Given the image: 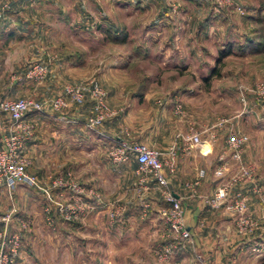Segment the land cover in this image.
<instances>
[{"label": "crops", "instance_id": "1", "mask_svg": "<svg viewBox=\"0 0 264 264\" xmlns=\"http://www.w3.org/2000/svg\"><path fill=\"white\" fill-rule=\"evenodd\" d=\"M199 2L203 10L208 7L209 14L197 22V27L193 30L195 21H190L189 17L180 14L186 11V2L183 5L176 0L180 15L172 18L167 16L166 8H175L176 4L169 3V0H159L154 9L161 11L162 17L154 22L157 26L150 28L151 32H141L140 38L138 37V40H141L139 45L144 48L147 41H150L149 45L155 46L156 50L155 53L152 51L151 55L165 58H162L166 61L162 63L164 66H167L170 57H174L176 65L164 68L169 71L177 70V64L180 65L179 62L186 56H200L201 63L207 65L204 52L213 57L223 46H230V54L221 59L216 69L217 74L212 77L216 79L219 103L237 108L229 112L230 115L226 118L215 117L213 122L207 123V129L195 130L199 132L200 139L203 133L209 136L214 132L213 141L205 146L200 143L190 147L181 139L187 130H179L180 121L174 122L173 119L171 105L174 104V96L161 95L162 92L154 88L138 98L132 96L128 102L123 98V112L112 116L95 131H88L80 126L90 112L91 104L87 98L77 104L78 107L75 106L79 116V124L76 126H65L49 111L28 113L24 121L32 123L34 131L23 151L31 172L40 178L43 184L47 183L48 177L54 178L69 173L74 183L84 190L85 195L82 198L84 203L81 205L80 220L63 221L56 205L49 203L42 193L32 195L31 188L29 195H15L16 188L12 190L13 195H10L4 188H0V231L13 233L16 229L22 233L19 254L14 264H51L50 261L47 262L46 256L42 255V246H52L56 252L52 264H154L152 251L162 242L175 245V264L184 261L186 264H195L193 257L201 264H262L259 260L264 262V252L259 260L247 257L244 238L235 232V216L233 218L231 213L222 210L223 206L211 208L205 204L219 185L231 183L230 195L237 191L246 195L247 211L253 218L264 215V114L248 91L251 84L264 79V51L237 54L236 48L241 46L245 39H250L252 32L244 31V27L235 17L231 19L223 13H213L211 7L206 5V0H196V3ZM18 3V0L7 2L10 7ZM135 5L141 13L142 0H136ZM183 7L185 10L181 9ZM92 18H86V23L92 21ZM103 24H106L104 19ZM246 24L251 26L250 23ZM207 46H212L213 52L209 51ZM42 53L43 50L37 51L38 55ZM69 64H52L49 71L55 70L56 67L80 68ZM181 64V69L189 71L188 65ZM209 70H213L211 66ZM50 78L51 76L49 82ZM22 79V82H18L24 92L30 88L32 82L25 76ZM17 80L20 79L11 76L8 82L11 85L18 83ZM153 85L151 83L150 88ZM184 117L186 116L183 113L179 120L182 121ZM211 120L207 118V121ZM220 120H224L220 128L216 127L220 131L230 121L228 124L236 130L234 134L247 136L241 158L245 164L253 167L250 179H240L236 167H229L230 161L232 162L229 152L224 145L217 143L219 130L212 131ZM7 125V117L0 114V137ZM226 132L224 129V138ZM117 139L142 143L162 152L173 148L175 156H180L178 159L185 158L184 164L180 165L184 180L179 177L174 181L170 179L168 185L170 184L174 197L180 200L183 221L191 235L190 242H175L170 238L172 231L169 226L165 228L164 225L168 204L160 196L155 198L161 194L155 191L158 187L152 177L142 176L132 159L119 164L108 159V151ZM80 145L91 155L85 161L78 160L77 149ZM197 148H204L207 154L205 158L208 160L197 161L199 167L193 170L186 162L192 164V150ZM80 167L85 168V171L81 173ZM220 167L224 169L222 174L214 175V171ZM199 170H202L204 175L198 184L194 185ZM89 191L96 195L109 196L99 203L98 199L88 194ZM50 197L55 203L76 206L82 196L69 189H54L50 191ZM111 199L119 202V210L111 211ZM67 202L69 204L66 205ZM158 202L166 208L155 207ZM113 215L117 218L111 221ZM46 217L51 224L53 222L52 226L46 222ZM48 232L53 234H47Z\"/></svg>", "mask_w": 264, "mask_h": 264}, {"label": "rangeland", "instance_id": "2", "mask_svg": "<svg viewBox=\"0 0 264 264\" xmlns=\"http://www.w3.org/2000/svg\"><path fill=\"white\" fill-rule=\"evenodd\" d=\"M18 2L19 3L14 7H10L7 4L6 8L0 9V99L31 98L37 101H44L60 95L65 85L83 83L92 78L98 82L105 92L107 104L114 112L112 116H115L123 112V110H121L123 109L122 107H125V102L122 103L123 98L124 101L128 102L132 96L138 98L147 90L154 88L161 91V95L167 96L171 94L174 96L175 101L174 104L171 105L173 119L174 122L180 121L179 130L182 131H188L190 127L197 131H202L204 128L207 129L209 126L207 123L213 122L215 117L226 118L230 115L229 112L237 108L233 105H222L219 103L218 98L220 96L215 86L216 79L212 77V70H209L210 66L212 69H218V65L221 63V61L219 64L216 62L218 51L213 57L209 54H205V52L203 53L204 59L208 63L207 65L201 63L200 59L202 57L200 56H186L183 58V61L179 62L180 65L177 64V70L169 71V69L164 68L176 65L177 62L174 57H170L167 66H164L162 63L166 62L164 61L165 58H160L158 56L153 57L151 55V52L154 51L155 53L156 50L155 46L149 45L150 41H147L144 48L139 45L141 40L139 41L138 39L140 38L141 32H151L150 28L157 26L154 22L159 21L162 17L161 11L158 12L157 8L154 9V6L157 5L159 0H142L143 8L141 9V13H139L138 9L135 7L136 0H23L22 4V0H18ZM172 2L176 4V9L173 6H170L168 9L167 6V16L169 15L173 18L181 14L187 18L189 17L191 19L190 21H195L193 30L196 29L197 22L204 19L205 15L209 14L208 7L203 10L201 8V3H196V0H194V2L193 0H179L183 5H185L184 3L186 2L184 6L186 7V11H184V13H180L179 5L176 3V0H169V3ZM206 3V5L211 7L213 13L220 12L231 17V19H234V17L237 18L241 26L244 27V31L250 33L253 29L258 27V25L253 22L252 18L260 19L263 15L262 11L264 10V0H230V5L221 7L215 5V0H206ZM195 4H198V6ZM184 7L181 9L183 10ZM237 7L241 9V13L236 11ZM2 17H5V19ZM90 17H93V20L86 23L85 19ZM103 19L104 22H106L105 25L103 24ZM246 23H250L251 26H247ZM123 31L126 33V38L124 42H121ZM25 34L27 36H25ZM207 47L209 51L213 50L212 46ZM39 49L41 50L39 51ZM42 50L44 53L38 55L37 51L41 52ZM144 53L146 54L145 56ZM162 58L164 60H162ZM67 63H70L69 65L73 67L80 68L60 69L56 67L55 70L49 71L52 64ZM181 63H185L186 66L188 65L189 71L181 69V67H179L183 65ZM34 64H41L46 68V77L40 83L29 79V81L32 82L30 88L22 92L18 81L22 82V77L29 67ZM11 76L18 77L20 79L17 80L18 83L10 85L8 81ZM49 76H51V82L48 80ZM262 81H264V79L254 82L248 87L249 94H251L254 99L255 96L251 92V89L255 84ZM48 83L50 84L48 85ZM151 83L154 85L150 88ZM46 89H48V91ZM85 98L88 99L87 96ZM76 105L77 104L70 105L69 108L65 110V113L77 119V122H79V118H77L79 116H77L78 113H76V107L78 106ZM177 106H179L180 113L175 111ZM90 113L91 107L90 112L85 116L83 121L90 116ZM183 113L186 117L181 121L179 117H181ZM207 118H211L212 120L207 121ZM229 122H227L226 127L222 128V131L217 129L218 127L212 129V131L215 129H217V131L219 130L217 143L224 145V140L226 138H224L222 134L224 129H226L227 135L234 134L236 131H234L233 126L230 127V124H228ZM64 124L65 126H76L79 123L74 125ZM80 126H82V123ZM6 127L4 131L1 132L2 136L6 134ZM220 127L221 126H219V128ZM206 134L207 133H203L201 135V145L203 146L210 142L209 136ZM2 136L0 137V145ZM80 144L84 145L83 142H80ZM83 145L78 146L77 149L79 161H85V159L91 157ZM159 152L162 154L163 161L168 159L169 151ZM192 154L193 157L190 159V163L192 164L186 162V165L192 167L193 170L195 167H199L197 161L208 160L205 158L207 154L204 152V148L194 149L192 150ZM179 157V155L174 157L173 173H169L167 168L164 167L167 181L170 179L174 181L177 177H179L180 180H184L183 176H181L182 167L180 168V165H182L185 158L178 159ZM100 158L102 157L100 156ZM108 159L110 160L109 156ZM240 159L244 165H247L243 162L241 155ZM232 162L230 161L229 167H236V164ZM27 170L31 172L29 165ZM79 171L82 173L85 171V168L82 167L81 169L80 167ZM141 173L142 176H149V174L144 171H141ZM50 178L52 177H48V179ZM48 181L49 180H47V182ZM169 185H167V188L170 190ZM31 188L33 190H31ZM13 189H16L15 195H29V190H31L32 195L41 194L38 189L25 185H17V187ZM13 189L9 191L10 195H13ZM155 191L161 194L156 195L155 198L158 199L160 196L164 202L167 203L161 193L160 187ZM83 193L80 194L82 197L80 198L81 200L79 199V202H77V206H81L84 203L82 198L85 194ZM108 196L109 195L94 194L91 197L98 199L99 203H101V200L106 199ZM212 196L213 195H211V198ZM246 197L245 195V198ZM211 198H207L205 202L207 206H209ZM178 201L180 203L179 199ZM232 203V195H228V198L223 203L226 205L221 204L220 207L223 206L221 209H225L226 212L231 213L233 218L235 216L234 220H236V217L239 215L230 209L229 206L232 205ZM67 204L69 203L67 202L66 205ZM109 206L113 212L115 211L114 209L119 210V202L115 199H111ZM155 207L166 208L164 205H161L160 202H158ZM168 209L169 205L166 210L168 211ZM243 214L259 222V228L255 229L252 234L238 233V236L244 238L245 253L248 255L247 257L251 256L258 260L262 259L264 250L257 253L251 251V247L255 243L264 242V215L259 218H253L247 211V198L246 209ZM46 218V222H49L52 226L53 222L51 224L49 218ZM111 218L112 221L116 220L117 217L113 215ZM76 219L80 220L79 217ZM61 220L66 221L63 218ZM164 225L165 228H167L168 223L165 221ZM11 234L17 235L19 243H21L20 236L22 233L20 234V232L15 229ZM47 234L51 235L53 233L48 232ZM168 244L169 243L164 242L158 243V246L154 248L152 251L154 264H175V248L167 263H159L155 257V251L159 247ZM41 252L42 255L46 256L47 262L50 261L51 264L54 262L56 252H54L52 246H42ZM193 259L195 264H201L198 263L194 257ZM259 261L262 264L264 263L262 262L263 260ZM147 264L150 263L147 262ZM180 264H186V262H180Z\"/></svg>", "mask_w": 264, "mask_h": 264}, {"label": "built area", "instance_id": "3", "mask_svg": "<svg viewBox=\"0 0 264 264\" xmlns=\"http://www.w3.org/2000/svg\"><path fill=\"white\" fill-rule=\"evenodd\" d=\"M8 0H0V9L6 8ZM230 0H215L218 7L230 5ZM236 11L241 13V9L237 7ZM46 68L41 64H34L24 74L25 78L42 82L46 77ZM259 107L264 114V81L255 84L251 89ZM88 97L91 103V113L83 122L82 127L88 131H95L102 123L112 117L113 111L109 108L106 101V94L94 79H90L83 83L68 84L63 86L62 93L56 97L49 98L44 101H37L31 98L16 99H0V114L8 119L6 134L1 138L0 145V187H4L8 192L17 185H25L38 189L42 195H45L49 203H54L58 213L64 220H73L82 213L81 206H64L55 203L50 197V191L54 189H69L70 191L81 194L84 192L82 188L74 183L69 173L64 176H58L48 179L47 184L41 183L40 179L29 172L27 157L23 154L26 142L32 138L34 126L32 123L24 121V117L28 113H41L49 111L53 113L57 121L67 124H77V119L68 116L65 110L72 104L81 103L85 97ZM175 111L180 113L179 106ZM224 120L216 123L214 128L223 124ZM188 146L200 145L201 139L199 132L189 130L181 136ZM215 134L209 135V140L213 141ZM248 138L243 134H229L224 140L226 150L230 154L231 160L236 164L237 175L240 179H250L253 174V167L244 165L241 162L240 155L243 145ZM108 156L113 163H124L133 159L138 165L139 171L148 173L154 183L160 187L161 193L165 201L169 205V209L165 214V221L171 229L170 238L175 242L191 240V235L186 229L183 221V211L180 203L173 193L167 188L168 181L164 172V167L169 173L174 172L173 148L169 150L168 159H162V154L154 148H150L142 143L129 142L117 139L114 145L109 149ZM223 167L214 171V175L220 176ZM202 170L197 172V178L194 185H197L203 177ZM231 183H223L213 193L209 206L211 208L219 207L223 204L228 195H230ZM89 195H94L92 191ZM233 203L230 205L239 216L235 220V232L238 234H252L255 229L259 228V222L253 220L249 216L243 214L246 209V198L240 192H234L232 195ZM19 239L17 235L11 234L5 230L0 231V264H14L19 251ZM174 245H163L155 251V257L159 263H167L171 256ZM264 250V242L255 243L251 247V251L260 253Z\"/></svg>", "mask_w": 264, "mask_h": 264}, {"label": "trees", "instance_id": "4", "mask_svg": "<svg viewBox=\"0 0 264 264\" xmlns=\"http://www.w3.org/2000/svg\"><path fill=\"white\" fill-rule=\"evenodd\" d=\"M263 15L260 19H253V22L258 25L252 31V36L250 39H245L244 43L236 48L237 54L244 55L247 53H259L264 51V10L262 11ZM126 38V33L122 32L121 42H124ZM231 47L223 46L218 50V56L216 62L219 64L221 59L230 54ZM212 75L217 74L216 70L211 71Z\"/></svg>", "mask_w": 264, "mask_h": 264}]
</instances>
